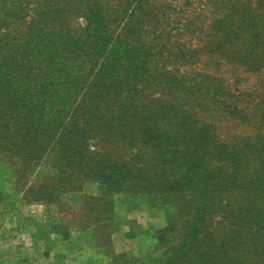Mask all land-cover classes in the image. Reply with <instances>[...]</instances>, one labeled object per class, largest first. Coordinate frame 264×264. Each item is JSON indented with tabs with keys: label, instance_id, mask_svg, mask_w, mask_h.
<instances>
[{
	"label": "rangeland",
	"instance_id": "374dc122",
	"mask_svg": "<svg viewBox=\"0 0 264 264\" xmlns=\"http://www.w3.org/2000/svg\"><path fill=\"white\" fill-rule=\"evenodd\" d=\"M257 1L0 0L1 187L108 264H264V10L214 28Z\"/></svg>",
	"mask_w": 264,
	"mask_h": 264
},
{
	"label": "crops",
	"instance_id": "0c3cea01",
	"mask_svg": "<svg viewBox=\"0 0 264 264\" xmlns=\"http://www.w3.org/2000/svg\"><path fill=\"white\" fill-rule=\"evenodd\" d=\"M102 191L99 184H85L78 200L84 195L100 196ZM75 206L76 197L68 207ZM62 217L60 204L25 203L0 183V264H75L74 256L84 253L86 245L82 233L73 228L64 236ZM131 221L128 218L117 228L118 237ZM122 244L116 239L114 248L118 250ZM89 264L102 262L93 260Z\"/></svg>",
	"mask_w": 264,
	"mask_h": 264
},
{
	"label": "trees",
	"instance_id": "16d2710c",
	"mask_svg": "<svg viewBox=\"0 0 264 264\" xmlns=\"http://www.w3.org/2000/svg\"><path fill=\"white\" fill-rule=\"evenodd\" d=\"M245 6L246 5H241L238 2L232 3L231 5H229L226 8V10H229V12L227 14H223L222 18L214 19V22H216L215 23L216 25H215L214 28H217V26H219L220 31H223V33H224L222 37L227 35L226 41H228L227 44H228L229 47L231 46V44H232V46H236V45H238V42L241 41L242 35L240 36V33H241L239 31L240 28L245 29L247 27V25H248L247 20H249V15H254V12L257 9H263L264 10V0H258L257 3H256V8H254V9H251V8L244 9ZM259 16L262 17L263 20L259 21L258 24L255 25L256 26L255 28H258L260 26V24L264 25V14L259 15ZM222 22L224 23V25H222ZM247 30H248V32H251L249 28ZM223 49L226 50L227 46L224 47ZM230 54H233V59L236 62H240L244 66L251 65V67H253V68L254 67L260 68L257 65L258 64V60L260 59V56H254L253 59L249 58L254 53L250 52L249 49H247L246 47L234 48L233 50L230 49ZM262 83H263V87H264V78H263ZM262 110H263V116H262V118H263L264 117V108H262ZM5 185H7V182H2L1 181V186H5ZM83 186L81 187L79 192L82 191ZM13 193L19 199H21L16 194L15 191H13ZM54 204H57V203H54ZM78 224L71 225V226H72V228H74ZM118 224L114 227V229H115L114 231H116V227L118 226ZM61 228L63 229L62 222H61ZM64 236H66V235H64ZM82 239L84 240V243L86 245L85 246V250H84V253L74 256V260H75L74 263L75 264H78V263H76V260L79 259V258H84V260H85L84 264H89V262L93 261V260L101 261L102 264H108L105 261V257L95 255V254L91 253V251L89 252L88 251V246H87V243H86V240H85V236H82Z\"/></svg>",
	"mask_w": 264,
	"mask_h": 264
}]
</instances>
